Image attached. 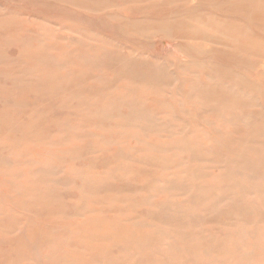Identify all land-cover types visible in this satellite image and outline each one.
I'll return each instance as SVG.
<instances>
[{"label":"rangeland","instance_id":"rangeland-1","mask_svg":"<svg viewBox=\"0 0 264 264\" xmlns=\"http://www.w3.org/2000/svg\"><path fill=\"white\" fill-rule=\"evenodd\" d=\"M0 264H264V0H0Z\"/></svg>","mask_w":264,"mask_h":264},{"label":"bare ground","instance_id":"bare-ground-1","mask_svg":"<svg viewBox=\"0 0 264 264\" xmlns=\"http://www.w3.org/2000/svg\"><path fill=\"white\" fill-rule=\"evenodd\" d=\"M194 25V24H193ZM4 29V28H3ZM62 80V79H61ZM54 113V112H53ZM54 116V115H53ZM151 184V183H150ZM260 185V184H259ZM122 202V201H121ZM237 220V219H236ZM187 254V253H186ZM17 259V258H16Z\"/></svg>","mask_w":264,"mask_h":264}]
</instances>
